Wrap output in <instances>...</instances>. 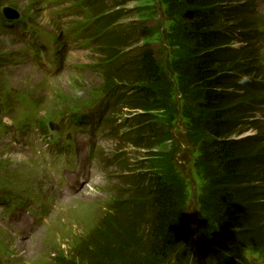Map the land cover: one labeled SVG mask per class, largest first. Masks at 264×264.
Masks as SVG:
<instances>
[{
	"label": "rangeland",
	"instance_id": "374dc122",
	"mask_svg": "<svg viewBox=\"0 0 264 264\" xmlns=\"http://www.w3.org/2000/svg\"><path fill=\"white\" fill-rule=\"evenodd\" d=\"M251 1L254 9L242 18L248 30L240 29L237 21L223 24L232 26L236 36L248 35L249 43L235 41L231 46L246 47L251 62L244 68L255 71L254 78L247 80L264 84V0ZM169 2L0 0V24L7 8L28 22L13 32L0 27V121L14 124L20 134L12 137L5 125L0 123V128L14 144L24 135L30 139L31 128L36 133L29 143L34 156L21 154L0 140V206L5 211L1 219L24 211L35 215L40 225L24 246L0 228V258L5 264H94L87 258L99 254V244L108 252L98 260L101 264H125L128 259L124 258L132 251L122 241H112L109 229L120 226L121 209L136 199L128 185L139 174L160 175L168 183L175 180L181 184L182 194H186L183 215L187 239L169 262L159 264H177V254L183 264H193L190 251L203 219L200 202L212 189L210 181L216 170L209 163L214 160L213 153L205 154L214 136L201 122L204 114L190 91L192 87L182 90V83L190 85L185 64L190 48L180 41L186 16L180 12L182 6L176 8ZM225 7H233V3ZM109 20L111 26H106ZM132 35L131 43L124 41V46L118 47L121 36ZM112 40L117 46L110 47ZM142 48L153 51L165 76L159 86L161 103L152 111L162 134L151 149L135 146L129 139L136 127L126 118L141 112L131 109L127 97L124 104L110 100L112 90L118 93L133 88L122 74L109 71L111 64L114 62L112 68H116L118 61L128 63ZM111 52L113 57L107 58L106 53ZM15 90L16 103L10 99ZM246 101L259 108L237 120V130L242 131L240 138L256 136L259 144L253 150L264 154V93L253 99L247 96ZM51 125H55L54 130ZM238 135L233 134L234 138ZM67 141L76 144L89 168L87 177H80L81 188L74 196L85 197L92 189L98 207L77 197L56 214L52 208L62 205L59 191L63 187L50 193L51 182L58 180L75 158ZM200 162L206 168L203 174L197 171ZM259 169L251 183L264 192V169ZM41 172L47 174L42 182ZM127 174L132 177L128 179ZM45 217L48 221L43 223ZM141 225L137 229L140 236L146 223ZM251 245L255 248L231 249L238 254V264H264V245L257 248L254 238ZM63 257L67 259L62 262Z\"/></svg>",
	"mask_w": 264,
	"mask_h": 264
},
{
	"label": "trees",
	"instance_id": "16d2710c",
	"mask_svg": "<svg viewBox=\"0 0 264 264\" xmlns=\"http://www.w3.org/2000/svg\"><path fill=\"white\" fill-rule=\"evenodd\" d=\"M241 1L245 0L169 2L177 5L176 8L182 6L180 12L186 16L180 41L183 47L190 48L185 62L190 85L181 82L182 90L192 87L190 91L204 114L201 122L214 136L210 147H205V154L213 153L214 160L208 162L216 170L215 175L211 174L212 189L200 202L203 219L190 251L193 264H238V254L231 249L255 248L249 246L252 238L257 248L264 245V192L251 183L252 177L260 173L259 168L264 169V154L253 150L259 144L255 141L256 136L240 139L233 136L242 133L237 130V120H244L255 109L246 97L253 99L264 92L263 83L247 80L254 78L255 71L244 68L245 63L251 62L246 47L231 46L235 41L249 43L248 35L236 36L232 26L223 24L232 20L239 23L240 29H249L242 18L249 14L251 0H246V4H240ZM228 3H233V7L226 8ZM110 22L107 21L106 26H111ZM130 39L133 35L125 36V39L121 36L118 47L124 46V41L131 43ZM107 57H113L112 52L107 53ZM111 71L122 74L133 86L128 88L131 94L127 95V103L132 110L141 112L128 120L136 127L135 134L129 139H133L135 146L153 148L162 128L153 118L152 111L161 103L159 86L165 78L153 51L142 48L137 56L129 58L128 63L119 62ZM186 73L180 72L182 76ZM197 171L199 174L206 171L201 162ZM178 183L175 180L168 183L160 175L140 174L129 182L136 199L122 208L120 226L109 229L112 241H122L132 251L124 258L128 259L125 264L167 263L179 252L188 233L183 215L186 194H182ZM141 223H146V228L140 236L137 229ZM98 250L99 254L94 253L87 260L101 264L98 260L108 252L102 244L98 245ZM123 251L126 250L123 248ZM177 256L175 262L183 264Z\"/></svg>",
	"mask_w": 264,
	"mask_h": 264
},
{
	"label": "bare ground",
	"instance_id": "6f19581e",
	"mask_svg": "<svg viewBox=\"0 0 264 264\" xmlns=\"http://www.w3.org/2000/svg\"><path fill=\"white\" fill-rule=\"evenodd\" d=\"M129 91L127 90L126 91V89L124 90H119L118 91V94L121 96L120 97V100H123V102L125 101V98L127 97V95H129V94H127ZM125 103V102H124ZM131 118H132V116L131 117H129V119L128 118H126L127 120H131ZM26 174L28 173L27 171L25 172ZM81 176V174L80 173H75L74 174V182L76 183L77 182V180H78V178ZM47 179V174L46 173H44V172H41V174H40V181L42 182V181H44V180H46ZM94 190H90V194H88L86 197H85V201H84V203H86V204H88V205H90L91 204V201L93 200V198H94ZM72 199H77V198H71V200ZM70 200V201H71ZM62 211V210H61ZM68 221V220H67ZM66 221V222H67ZM21 243H23V241L21 242Z\"/></svg>",
	"mask_w": 264,
	"mask_h": 264
},
{
	"label": "water",
	"instance_id": "95a60500",
	"mask_svg": "<svg viewBox=\"0 0 264 264\" xmlns=\"http://www.w3.org/2000/svg\"><path fill=\"white\" fill-rule=\"evenodd\" d=\"M6 16L11 19V18H16L17 14L11 10V11H7Z\"/></svg>",
	"mask_w": 264,
	"mask_h": 264
}]
</instances>
